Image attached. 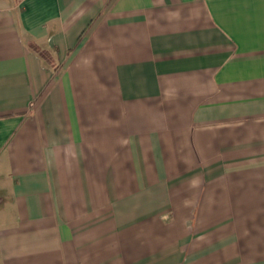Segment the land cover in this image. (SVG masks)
Segmentation results:
<instances>
[{
    "label": "crops",
    "instance_id": "0c3cea01",
    "mask_svg": "<svg viewBox=\"0 0 264 264\" xmlns=\"http://www.w3.org/2000/svg\"><path fill=\"white\" fill-rule=\"evenodd\" d=\"M0 264H264V0H0Z\"/></svg>",
    "mask_w": 264,
    "mask_h": 264
}]
</instances>
